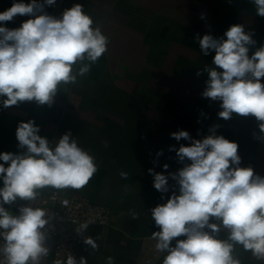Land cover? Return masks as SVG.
<instances>
[{"label":"clouds","instance_id":"obj_1","mask_svg":"<svg viewBox=\"0 0 264 264\" xmlns=\"http://www.w3.org/2000/svg\"><path fill=\"white\" fill-rule=\"evenodd\" d=\"M253 3L256 14L264 17V0ZM55 4L56 0H14L0 12V23L17 15L32 17L17 28L0 26V98L5 108L26 101L51 105L62 87L66 92L108 51V36L83 5L76 3L59 17L44 11ZM224 37L205 34L199 39L204 55L214 53L213 66L204 68L208 80L202 96L221 102L220 118L252 116L264 134V45L250 56L249 46L255 41L240 24L230 26ZM218 127L214 125L202 140L192 139L184 130L171 133L177 141H190L171 149L184 166L168 175L148 170L157 191L169 192V177L179 186L178 194L173 192L166 203L150 210L159 229L150 239L162 254L161 264H241L237 246L264 261V176L240 166L238 143L217 135ZM39 132L33 120L20 122L15 135L21 151L0 153V264H42L50 253L45 232L50 210L29 203L14 214L5 205L18 199L34 202L45 189L80 190L98 171L95 157L79 146L70 131L52 142ZM168 167L163 165L165 170ZM120 175L127 179L126 172ZM130 214L139 218L134 211ZM88 227V222H81L77 232ZM222 229L226 238L219 236ZM83 242L97 248L91 236ZM55 264L88 261L68 254ZM107 264H114L112 257Z\"/></svg>","mask_w":264,"mask_h":264},{"label":"crops","instance_id":"obj_2","mask_svg":"<svg viewBox=\"0 0 264 264\" xmlns=\"http://www.w3.org/2000/svg\"><path fill=\"white\" fill-rule=\"evenodd\" d=\"M13 3L0 0V12ZM76 3L109 38L98 78L93 80L89 72L68 85L66 92L62 87L51 105L26 101L5 108L0 98V153L21 151L15 135L20 122L33 120L40 128L38 134L50 142L70 131L79 146L95 157L98 171L84 188L59 192L110 211L108 226L88 229L87 236L96 240L97 248L83 244L73 256L77 261L85 257L88 264H107L108 257L114 264H161L162 254L150 239L159 230L150 210L166 203L173 192L178 194L179 186L169 177V192L157 191L148 170L168 175L184 166L171 149L190 141H177L171 133L184 130L192 139L202 140L218 125L217 135L238 143L240 166L264 176V134L257 120L237 114L222 119L221 102L202 96L208 80L204 68L213 66L214 53L204 55L199 45L203 35L221 38L230 26L240 24L255 41L249 46L251 56L264 45V34H256L262 17L251 19L252 14L246 13L250 0L239 10L235 0H229L231 14L226 15L216 9L217 0L213 8L210 0H56L44 11L59 17ZM30 18L17 15L0 26L17 28ZM164 164L169 165L167 170ZM121 172L128 174L127 179ZM19 202L5 207L14 212ZM133 211L138 219L132 218ZM219 236L226 238L227 231L222 229ZM235 254L241 264H264L240 246Z\"/></svg>","mask_w":264,"mask_h":264},{"label":"built area","instance_id":"obj_3","mask_svg":"<svg viewBox=\"0 0 264 264\" xmlns=\"http://www.w3.org/2000/svg\"><path fill=\"white\" fill-rule=\"evenodd\" d=\"M29 203L33 207L50 210L49 224L45 228L50 253L42 264L65 261L68 254L73 256L75 250L84 244L90 227H106L110 223V211L106 207L93 204L85 198L65 196L56 190L41 193L34 202L20 200L13 213L18 214L19 207ZM81 222H88L89 227L78 233L77 227Z\"/></svg>","mask_w":264,"mask_h":264},{"label":"rangeland","instance_id":"obj_4","mask_svg":"<svg viewBox=\"0 0 264 264\" xmlns=\"http://www.w3.org/2000/svg\"><path fill=\"white\" fill-rule=\"evenodd\" d=\"M209 1V0H208ZM251 1V3H250V7H248L245 11H246V13H251L252 14V16L250 15V18L251 19H255L254 17L256 16H258L257 14H256V6H255V4L253 3V0H250ZM210 2L213 4L212 6H211V8H213V6H214V3H215V0H210ZM246 5V4H248V0H235V9L236 10H239V9H242L243 7H244V4ZM249 6V5H248ZM259 26V28H256V34L257 35H260L259 33H263L264 34V17H262V19H261V23L258 25ZM219 38V37H218Z\"/></svg>","mask_w":264,"mask_h":264},{"label":"trees","instance_id":"obj_5","mask_svg":"<svg viewBox=\"0 0 264 264\" xmlns=\"http://www.w3.org/2000/svg\"><path fill=\"white\" fill-rule=\"evenodd\" d=\"M219 9L220 11L223 12L224 15H226L227 13L231 14V10L229 7V0H217L216 3V9ZM102 65V61L99 59L97 63L93 64L91 66V78L93 80H96L98 78V75L100 73V66Z\"/></svg>","mask_w":264,"mask_h":264}]
</instances>
